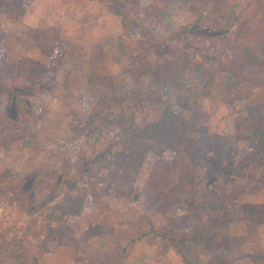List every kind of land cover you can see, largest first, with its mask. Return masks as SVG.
I'll use <instances>...</instances> for the list:
<instances>
[{
    "label": "rangeland",
    "instance_id": "1",
    "mask_svg": "<svg viewBox=\"0 0 264 264\" xmlns=\"http://www.w3.org/2000/svg\"><path fill=\"white\" fill-rule=\"evenodd\" d=\"M152 1L139 0L138 3L147 6ZM240 1L244 7L249 0ZM189 5L186 0L173 3L163 24L173 29L178 37L187 33L189 42H184L185 47L191 53H196L198 58L210 63L216 59L212 51L213 40L209 38L214 33L208 28L192 24L194 17L189 11ZM122 15L115 0H32V6L27 9L24 17L10 22L0 20V32L5 34L6 31L12 35L19 34L29 22L54 24L63 32L56 47L58 54L63 55L58 66L57 83L52 88L34 89L27 95L29 111L42 115L38 121L36 118L29 120L38 130L37 137L42 151L36 156L32 142L14 143L8 148L0 146V172H14L22 177L26 187H32L38 174L37 167L45 162L52 163L62 171L61 176L65 181L73 183L75 193L100 194L101 198L95 208L80 217L69 218L80 237L97 222L114 229L108 238L94 235L84 242L82 250L85 256L82 258L89 257L87 260L90 264H102L106 260L116 264H184L174 250L175 244L192 245L195 233L205 230L220 235L225 232L221 225L223 219L212 225V219H218L220 214L205 205H197L191 211L183 204L175 205L166 213L159 209V203L169 187L191 168L189 155L174 151L160 156L149 153L137 174L134 195L117 196L113 192L114 187L107 190L108 185L103 181L107 168H104L105 163L100 159L108 150L104 151L103 146L98 145L99 137L90 135L88 131L78 136L75 134L74 128L78 126L81 129L87 121L88 88L93 95H97L100 88L99 79L92 77L94 72L110 76L119 92L132 90L135 87L133 68L145 57L149 44L153 43L155 56L170 51L171 42L167 39L170 33L162 24L149 21L151 32L143 35L142 28ZM4 38L6 44L3 42L2 51L7 50L10 59H16L15 53L20 48L15 47L16 52L11 50L14 39L10 42L9 37ZM40 50L37 42H33L31 48L23 51L38 56L37 51ZM146 76L143 78L144 84L161 83L150 75ZM185 77V90L167 82L163 98L172 102L178 112L192 119L196 125L195 136L208 143L209 177L205 179L204 175H198L195 184L198 194L195 199L202 191L216 190L224 194L230 209L229 216L235 219L242 203H252L258 198L256 192L264 189V174L259 176L258 181H248L232 173V165H238L248 146L244 138L250 133L251 124L244 118L248 116L249 109H253L249 107H259L264 112V77L230 83L225 73H219L213 84L204 81L195 70L187 71ZM10 103L0 93V122L3 119L12 125L9 119L18 113L13 115ZM158 116V112L147 109L140 115L138 122L144 125ZM17 127H20L19 124ZM203 167L199 166L200 173L204 172ZM223 175H227L226 178H221ZM37 197L40 200L33 206L35 209L38 207L34 216L41 217L42 212L49 205H55L61 195L49 193L48 196ZM17 207L6 198L0 201V217L7 216L5 224L15 223L13 217L17 216ZM192 211L198 213V217L190 216L189 212ZM29 212L30 208L20 215L17 228L30 223ZM183 216L188 218L183 220ZM26 243L32 247L37 241L32 238V244ZM197 249L202 262L209 260L208 250L200 246ZM45 255L49 256L48 253ZM249 255H245L247 258H243L241 263H251ZM57 260H45V264L46 261L48 264H58ZM65 261L61 260V263L65 264ZM78 262H81V258ZM0 264L30 262L21 263L6 258Z\"/></svg>",
    "mask_w": 264,
    "mask_h": 264
},
{
    "label": "trees",
    "instance_id": "2",
    "mask_svg": "<svg viewBox=\"0 0 264 264\" xmlns=\"http://www.w3.org/2000/svg\"><path fill=\"white\" fill-rule=\"evenodd\" d=\"M138 1L115 0L123 12L122 16L142 28L143 35H149L152 28L149 21L164 26L163 20L170 6L181 0H153L147 6H142ZM186 1L194 17L192 24L208 28L214 33L209 38L213 40L212 51L216 59L208 63L198 58L196 53H191L185 47L184 42H189L187 33L178 37L173 29L164 26L170 33L167 36L171 42L170 51L155 56L153 43L149 44L145 57L133 68L135 87L132 90L119 92L110 76L93 73L92 77H97L100 82L98 94L93 95L88 88L87 121L81 129L78 126L74 129L77 136L88 131L90 135L99 137L98 145H102L104 151L108 150L100 159L105 163L104 168H107L103 181L108 185L107 190L114 187L113 192L117 196L134 195L137 174L149 153L160 156L174 151L189 155L194 168L191 166L187 173L181 174V178L169 187L159 203V209L166 213L175 205L183 204L191 211L197 205H205L220 214L218 219H212V225L223 219L221 225L225 232L222 235L206 230L195 233L192 245L175 244L174 250L184 264H238L247 257H233L226 251L230 247L232 217L229 216L230 209L224 194L216 190H205L195 199L198 194L195 185L198 175H204L205 179L209 177L208 143L195 136L196 125L193 120L178 112L172 102L164 99L163 92L167 82L185 90V74L189 70L197 71L210 84L214 83L219 73H225L230 83L264 77V0H249L244 7L240 0ZM30 6L32 0H0V20L10 22L20 19L27 14ZM24 29L16 35L8 31L6 34L0 32V93L11 102L9 107L13 108V115L18 113L9 119L12 125L1 120L0 146L8 148L14 143L32 142L35 155L38 156L42 151L37 137L38 130L29 120H39L42 115L29 111L27 95L34 89L52 88L57 83L58 66L63 55L58 54L56 47L63 32L57 25H39V22H29ZM5 36L9 37L10 42L14 39L11 50L16 52L15 47L20 48L15 53L16 59H10L7 50L2 51L6 44ZM33 42H37L41 48L40 52L37 51L38 56L23 51L31 48ZM204 45L206 47V43ZM146 75L161 83L144 84L143 78ZM249 108L253 109H249L248 116L244 118L251 124V131L244 138L248 146L238 165H232V173L248 181H258L259 176L264 174V112L259 107ZM147 109L158 112L159 116L140 125V115ZM1 125L4 126L1 128ZM44 164L37 167L38 174L32 187H26L22 177L14 172H0V201L6 198L10 204L18 206L17 216L13 217L15 223L5 224L7 216L0 217V262L12 258L21 263L40 264L39 260L45 254L54 251L53 246L67 245L76 248V260L81 258L86 263V257L82 258L84 242L94 235L108 238L114 229L97 222L80 237L69 218L80 217L91 211L101 196L96 192L75 193L76 187L72 182L65 181L59 168L52 163ZM200 165L205 168L203 173L198 169ZM49 193L61 195L60 200L55 205H49L41 217L34 216L38 207L35 209L33 206L40 200L37 196H48ZM29 208L30 223L17 228L20 215ZM240 209L243 219L264 222V204L242 203ZM189 215L198 217V213L193 211ZM187 218L183 216V220ZM32 238L37 241L34 245L31 243ZM26 241L32 247L25 244ZM198 246L209 251V260L202 262ZM249 257L251 264H264V253ZM102 264L116 263L106 260Z\"/></svg>",
    "mask_w": 264,
    "mask_h": 264
},
{
    "label": "crops",
    "instance_id": "3",
    "mask_svg": "<svg viewBox=\"0 0 264 264\" xmlns=\"http://www.w3.org/2000/svg\"><path fill=\"white\" fill-rule=\"evenodd\" d=\"M227 176V175H226ZM223 175L221 178H226ZM239 179V178H238ZM258 198L252 203H264V189H260L259 192L257 191ZM230 247L228 249V254L233 257H241L245 255H252L255 253L262 254L264 253V222H258L254 220H248L242 218L241 209L239 214L236 216L235 219H232L230 224ZM247 240H251V243H247ZM86 248V247H85ZM77 250L73 246H66V245H58L55 246L53 252L48 253L41 258L40 264H45V260L51 261H59L58 264L61 263V260H66L65 264H90L87 260L89 257L86 256V263L81 261L78 262L77 259ZM51 254V255H50ZM85 256V255H84ZM60 259V260H59ZM46 261V264L48 262ZM69 261V262H68ZM239 261L238 264H251V263H241ZM50 264V263H49Z\"/></svg>",
    "mask_w": 264,
    "mask_h": 264
}]
</instances>
